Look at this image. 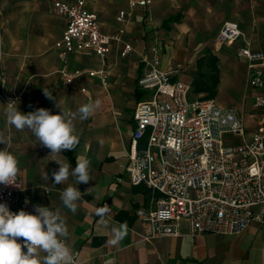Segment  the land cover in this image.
I'll return each mask as SVG.
<instances>
[{"label":"crops","instance_id":"0c3cea01","mask_svg":"<svg viewBox=\"0 0 264 264\" xmlns=\"http://www.w3.org/2000/svg\"><path fill=\"white\" fill-rule=\"evenodd\" d=\"M54 1L0 0V88L18 97L23 113L46 108L58 114L59 100L73 111L82 104L95 103L88 119L75 121L79 144L59 157L72 167L78 158L90 160L93 180L77 185L70 176L63 184L54 185L51 173L59 165L47 157L50 150L36 145L29 130L20 132L7 124V102L0 96V135L7 141L6 145L0 143V150L6 147L18 157L23 186L11 208L33 214L36 205L59 209L69 227L66 243L78 253V264H264V217L234 235H191L188 222L182 221L181 235L145 238L148 224L137 218L136 210L148 204L153 194L144 184L133 185L126 170L134 111L137 103L148 97L138 79L156 49L163 70L178 68L175 78L192 84L193 98H208L207 91H195L194 81L199 59L206 58L201 71L209 73L210 55L218 59L219 83L211 98L219 104L234 100L224 96L223 87L229 84L224 82L226 78L240 85V91H248L252 100L255 94L264 93L248 83L252 69L237 55L242 40L233 45L216 43L223 24L233 21L251 41V48L264 52V0H153L148 6L134 7L131 0H86L98 15L101 31L121 38L112 43L105 57L91 50L63 56L55 48L66 19L53 7ZM121 11L126 12L124 22L118 19ZM125 43L133 49L122 56ZM100 70L106 72L105 83L98 75L89 74ZM67 74H75L70 84L65 83ZM44 90L55 99L49 100ZM258 117L256 110L243 119L248 135L256 129ZM44 171L48 181L43 179ZM70 184L85 193L75 214L60 200V192ZM105 204L110 208L105 217L108 227L101 225L95 214ZM120 223L127 224V235L112 245L111 226Z\"/></svg>","mask_w":264,"mask_h":264},{"label":"built area","instance_id":"2783aa9c","mask_svg":"<svg viewBox=\"0 0 264 264\" xmlns=\"http://www.w3.org/2000/svg\"><path fill=\"white\" fill-rule=\"evenodd\" d=\"M153 0H131L130 6H148ZM53 7L66 19V27L55 48L65 56L83 50L105 57L120 36L106 35L100 29L96 12L86 0L73 3L54 1ZM121 11L119 20L125 21ZM242 40L237 55L246 59L252 72L248 83L264 89V52L251 48L238 23L226 21L216 39L219 46ZM133 49L125 43L126 56ZM138 86L148 92L134 111L135 129L128 151L126 170L133 185L144 184L153 196L136 210L137 218L148 224L145 238L178 236L182 221L190 234L240 233L253 220L264 217V93L255 94L252 107L259 112L256 129L247 134L243 117L233 107L222 106L213 98L191 97L192 84L176 79L179 69L161 68L158 49ZM106 82L104 70L91 71ZM75 74H67L70 84ZM0 83H3L0 77ZM7 103L18 99L0 88ZM240 137V141L232 139ZM17 176L14 185H0V203L9 210L22 190ZM22 243V240H20ZM26 251V249H24ZM72 264H78L73 252Z\"/></svg>","mask_w":264,"mask_h":264},{"label":"clouds","instance_id":"9594fccd","mask_svg":"<svg viewBox=\"0 0 264 264\" xmlns=\"http://www.w3.org/2000/svg\"><path fill=\"white\" fill-rule=\"evenodd\" d=\"M44 95L49 100L55 99L47 90H44ZM4 106L8 125L20 132L29 130L35 137L36 145L50 150L47 157L50 156V161L59 165L58 170L51 173L54 185L63 184L70 176L75 178L77 185L93 180L90 160L78 158L75 167H72L59 157L64 150H75L79 144L75 121L88 119L97 106L95 103L82 104L73 111L63 107L59 100L56 103V107L60 109L58 114H52L46 108L23 113L18 108L17 100H11ZM0 143H7L3 135H0ZM99 143L103 145L102 140ZM19 172L18 157L4 147L0 150V185H14ZM43 179H49L45 171ZM84 194L70 184L60 192V200L66 209L75 214L77 202ZM34 212L35 214L22 209L14 213L5 203H0V264H72L74 253L66 243L69 227L65 216L59 209L53 211L40 205L35 206ZM109 213L107 204L96 209L99 223L105 227H108L105 217ZM127 232L126 223L112 225V238L109 243L117 244L124 239ZM20 240L22 243L18 242Z\"/></svg>","mask_w":264,"mask_h":264},{"label":"rangeland","instance_id":"374dc122","mask_svg":"<svg viewBox=\"0 0 264 264\" xmlns=\"http://www.w3.org/2000/svg\"><path fill=\"white\" fill-rule=\"evenodd\" d=\"M224 82L229 83L224 85L223 87L225 94L224 96L226 98H232L234 100L220 104L237 109L240 115L243 117V119H245L246 116L253 115L256 112V110L252 107V95H250L249 92L246 90L243 92L240 91L241 90L240 85L232 84V81L228 80L227 78L224 79ZM237 94H241V95H237ZM240 140H241L240 137H236L232 139V141H240Z\"/></svg>","mask_w":264,"mask_h":264},{"label":"trees","instance_id":"16d2710c","mask_svg":"<svg viewBox=\"0 0 264 264\" xmlns=\"http://www.w3.org/2000/svg\"><path fill=\"white\" fill-rule=\"evenodd\" d=\"M208 61H210V71L207 75L205 73H202L201 67L202 64L206 61L205 59H199L198 61V70L196 71V79L194 81L195 84V91H207L208 92V98L213 97L214 93H216V88L219 83V68L217 66V58L213 55H210L208 58ZM204 77H207L205 79Z\"/></svg>","mask_w":264,"mask_h":264}]
</instances>
